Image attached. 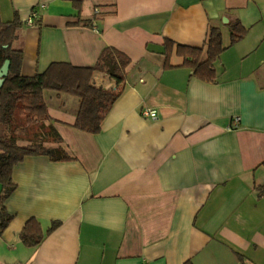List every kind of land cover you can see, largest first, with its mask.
Returning <instances> with one entry per match:
<instances>
[{
    "label": "crops",
    "instance_id": "0c3cea01",
    "mask_svg": "<svg viewBox=\"0 0 264 264\" xmlns=\"http://www.w3.org/2000/svg\"><path fill=\"white\" fill-rule=\"evenodd\" d=\"M15 16L23 75L91 67L107 47L130 62L98 133L72 126L77 97L45 92L75 159L13 166L0 264H264V0H0L1 19ZM233 21L246 32L229 45ZM210 25L226 47L214 81L175 46L165 66V40L201 47ZM31 217L36 246L19 236Z\"/></svg>",
    "mask_w": 264,
    "mask_h": 264
},
{
    "label": "trees",
    "instance_id": "16d2710c",
    "mask_svg": "<svg viewBox=\"0 0 264 264\" xmlns=\"http://www.w3.org/2000/svg\"><path fill=\"white\" fill-rule=\"evenodd\" d=\"M22 22L15 16L10 21L0 17V67L6 59L10 61L9 71L0 85V234L8 225L12 215L5 207V201L16 187L11 173L13 166L28 155H46L52 161L72 160L75 157L62 144V138L52 126L45 92L68 93L78 98L79 106L72 126L89 132L98 133L103 119L114 101L120 95L125 68L130 62L123 52L111 47L104 48L97 62L91 67L74 66L68 62H52L44 71L33 75H23L20 71L23 54L13 47ZM229 45L240 40L246 29L238 21L229 23ZM165 66L169 64L171 49L182 57L181 66L191 68L192 73L207 82L215 80L214 63L226 48L222 42L220 28L210 25L201 47L175 44L165 40ZM94 72H101L111 78L114 87L98 85L92 80ZM22 119V123H14ZM47 135L52 137L56 146L45 147L41 140L18 143V137L27 131V127L37 123H48ZM6 130H10L7 134ZM264 166V160L261 162ZM58 222L53 221L51 228ZM19 236L27 246H36L43 239L39 221L29 218L22 227ZM184 264H192L186 261Z\"/></svg>",
    "mask_w": 264,
    "mask_h": 264
},
{
    "label": "rangeland",
    "instance_id": "374dc122",
    "mask_svg": "<svg viewBox=\"0 0 264 264\" xmlns=\"http://www.w3.org/2000/svg\"><path fill=\"white\" fill-rule=\"evenodd\" d=\"M226 39H228V36H227ZM17 122L18 123H22V119H19V121L14 119V123L13 124H15ZM48 130L49 129H48V124L47 123H44V125L41 124V123H37V124H34L32 126H29V127H27L26 133L23 134V135H20L18 137V139H17L18 143L26 144V143H28L30 141L41 140L45 147L46 146L50 147V146L53 145V140H52L51 136L47 135ZM5 132L7 134H9L10 130H6L5 129Z\"/></svg>",
    "mask_w": 264,
    "mask_h": 264
},
{
    "label": "built area",
    "instance_id": "2783aa9c",
    "mask_svg": "<svg viewBox=\"0 0 264 264\" xmlns=\"http://www.w3.org/2000/svg\"><path fill=\"white\" fill-rule=\"evenodd\" d=\"M37 17V11L34 9V10H32L31 12H30V14H29V16L27 17V19H26V22L28 23V24H33V22H34V19ZM107 78H109V77H105L104 78V76L102 77V79L97 83L96 82V80H95V83L96 84H98V85H102V86H104V87H107V88H109V87H111V86H113L114 87V83H113V81L112 80H108ZM143 114L144 115H146V116H155V110H150V109H145L144 111H143ZM239 120V117L238 116H236L235 117V122L237 123V121ZM142 264H144V263H142Z\"/></svg>",
    "mask_w": 264,
    "mask_h": 264
},
{
    "label": "water",
    "instance_id": "95a60500",
    "mask_svg": "<svg viewBox=\"0 0 264 264\" xmlns=\"http://www.w3.org/2000/svg\"><path fill=\"white\" fill-rule=\"evenodd\" d=\"M9 64L10 61L6 59L2 66L0 67V85L3 83L4 78L7 76L8 71H9Z\"/></svg>",
    "mask_w": 264,
    "mask_h": 264
}]
</instances>
